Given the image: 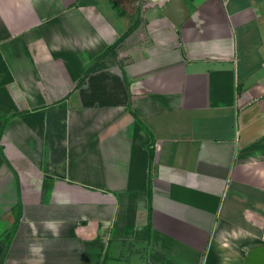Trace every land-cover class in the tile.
Returning <instances> with one entry per match:
<instances>
[{"label":"crops","instance_id":"crops-1","mask_svg":"<svg viewBox=\"0 0 264 264\" xmlns=\"http://www.w3.org/2000/svg\"><path fill=\"white\" fill-rule=\"evenodd\" d=\"M263 244L264 0H0V264Z\"/></svg>","mask_w":264,"mask_h":264},{"label":"clouds","instance_id":"clouds-1","mask_svg":"<svg viewBox=\"0 0 264 264\" xmlns=\"http://www.w3.org/2000/svg\"><path fill=\"white\" fill-rule=\"evenodd\" d=\"M61 203H67V201H61ZM44 227L47 230H50L54 237L59 236V228H58V225L56 222H54V221L45 222ZM28 250H29L30 254H38L40 256L41 260L43 259V246L42 245L30 244Z\"/></svg>","mask_w":264,"mask_h":264},{"label":"water","instance_id":"water-1","mask_svg":"<svg viewBox=\"0 0 264 264\" xmlns=\"http://www.w3.org/2000/svg\"><path fill=\"white\" fill-rule=\"evenodd\" d=\"M246 264H264V244L250 251Z\"/></svg>","mask_w":264,"mask_h":264},{"label":"trees","instance_id":"trees-1","mask_svg":"<svg viewBox=\"0 0 264 264\" xmlns=\"http://www.w3.org/2000/svg\"><path fill=\"white\" fill-rule=\"evenodd\" d=\"M132 30H133V28H130V30H129L128 32H126V33L122 36V38L126 37V36L128 35V33L131 32Z\"/></svg>","mask_w":264,"mask_h":264}]
</instances>
